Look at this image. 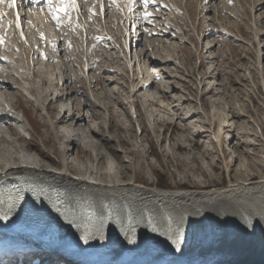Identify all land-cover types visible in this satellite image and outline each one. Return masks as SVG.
<instances>
[{"label": "bare ground", "instance_id": "1", "mask_svg": "<svg viewBox=\"0 0 264 264\" xmlns=\"http://www.w3.org/2000/svg\"><path fill=\"white\" fill-rule=\"evenodd\" d=\"M98 1V9L94 12L93 8V13L87 14L83 25L85 30L101 29L104 36L98 37H104L101 39L103 42L113 39V36L107 29L106 33L103 32L106 23L104 28L98 27L107 11L103 0ZM44 2L16 0L12 7L8 3H0V185L17 192V198L21 200L9 209L8 226H0V259L4 254L16 255L14 264H27V255L44 254L50 264H107L106 260L121 264H264V168L259 166L260 163L246 159L245 169L234 170L236 175L230 178L234 181L229 180L227 186L211 187L209 182L217 180L218 174L213 170L212 161H205L206 155L193 153L187 160L176 156V152H192L198 145V142L194 145L188 143L189 138L186 137L178 142L175 149L170 146L168 150L164 149V157L166 163L172 165L170 173L178 176L180 182L190 179L192 189H185L184 184L180 186L178 183L161 188L152 182L150 176L155 175L158 165L148 163L150 152L143 145L145 139L140 142L119 138L113 141L103 135V131L110 133V125L104 130L99 124V120L106 122L115 116L119 117V126L125 131L132 127L125 106L116 103V92L111 89L114 84L119 88L112 78L119 74L108 70L106 49H99L104 54L100 58L104 68L102 76L96 80L88 77L86 81L92 90L97 84L101 86L102 94L95 90L92 93L97 102L87 96L82 97L84 86L78 71H71L65 77L67 66L59 69L63 83L57 89L48 76L54 71L53 65L42 72L33 69V56L43 59L46 54L43 51L49 46L55 43V47L58 42L66 40L62 33L52 34L48 28L43 29L42 21H38L36 10L42 8ZM79 2L81 0H76V11L80 7ZM126 3V11L130 12L145 2L126 0ZM153 4L165 11L169 7L170 14L184 30L181 15L173 6L166 7L164 3L156 4L149 0L148 5L151 7ZM263 4L264 0L254 2V12L260 11ZM30 5L34 8L31 9ZM25 8L32 21L30 28L39 34L34 43L29 39V30H25L22 24ZM55 12L59 13V9ZM130 13L125 19H136L133 29L140 27L146 30L143 27L153 22L134 18L129 16ZM153 15L149 11L147 17ZM6 16L9 17L6 24L10 30L8 34L4 33L2 23ZM95 16L99 19L95 20L96 25H92L89 17ZM49 18L54 20L53 16ZM80 18L83 21L81 15ZM163 25H152L154 28L147 32L148 53L143 57L152 74L148 76L150 81L144 80L130 91L134 100L127 106L131 108L140 109V100L153 85L171 88L161 73L163 70L158 68L171 64L164 59L166 55L161 45L168 42L175 30ZM141 30L133 32L137 35ZM86 33L91 36L88 30ZM131 36L128 35L129 39ZM260 36L261 32H258L256 39ZM3 38L11 42V48L3 46ZM257 45L260 60L261 43ZM188 60L186 56L184 62ZM89 61L92 63L93 59ZM91 65H84L83 73L80 71L83 77L85 70L89 72L95 68ZM47 85L54 91L45 92L43 89L48 88ZM149 98L148 106H158L155 97L150 103ZM182 100L178 99L176 108L182 107ZM23 101L32 104L34 110L44 111L40 117L48 127L54 145H50L48 137L41 134L42 148L33 150L36 128L22 108ZM54 104L57 109L53 108ZM195 114H185L184 121L192 119ZM140 125L146 128L142 122ZM201 131L200 134L203 133ZM118 146L122 152L118 151ZM78 148L79 153L73 154ZM51 153L57 161L51 158ZM15 225L17 229L13 228ZM61 259L66 261L61 262Z\"/></svg>", "mask_w": 264, "mask_h": 264}, {"label": "rangeland", "instance_id": "2", "mask_svg": "<svg viewBox=\"0 0 264 264\" xmlns=\"http://www.w3.org/2000/svg\"><path fill=\"white\" fill-rule=\"evenodd\" d=\"M152 1L156 4L164 3L166 7L168 5L173 6L181 15V26H185L184 30L176 23L175 16L170 14L169 7L165 11L157 5L154 6L153 4L150 7L148 3H142L143 5L139 9L132 8L133 11L130 13L129 10L126 11V0H120L119 3L103 0L107 11L105 10V14L102 16V22H97L98 27L106 23L107 27H102L104 28L103 32L106 33L105 30L107 29L113 39L102 42L101 39L105 38L100 39L98 37L103 35L101 29L88 28L87 30L91 32L89 37L83 25L87 14H92L98 9V0H81L77 11L74 8H68L66 12L59 11V13L55 12L56 9L62 7L59 0H51V2L45 0L42 8L36 10V17L40 19L37 18L38 21H42L43 29L44 27L48 28L52 34L55 32L62 33L66 40L58 42L59 44L57 43L55 47V43L49 46L47 50L43 51L46 53L45 57H42L43 59H37L33 56V69L42 72L50 64L53 65L54 71L53 73L50 72L49 74H52L48 76L51 77L57 89H60L63 83V76L59 75V69L62 67L65 69L67 66L65 77L70 75L71 71H78L82 75L84 86L82 97L87 96L97 102L92 93L95 90L98 94H102L101 86L97 84L92 90L86 81L88 77L96 80L97 77L102 76L104 68L100 58L104 57V54H101L102 50L100 52L99 49H106L107 54H105L109 57L110 66L108 70L117 71L119 74L116 77L112 76V78L116 80L115 83L119 85L120 89H117L115 84L112 85L111 89L116 92V95L114 94L117 99L116 103L125 106V113L132 127L125 131L122 126H119L121 125L119 117L115 116L106 122L99 120V124L104 130L109 125L111 127L110 133L107 134L103 131V135L109 136L113 141H118L119 138L129 142H136V140L140 142L145 139L143 145L150 152L148 163L158 165L155 175L150 176V179L155 184H159L161 188L171 187L174 183H178L180 186L184 184L185 189H192L190 179L180 182L178 176L170 173L172 165L166 163L164 157V149L168 150L169 146L175 149L178 142L186 137L190 139H188V143L194 145L195 142H198V145L192 152L178 151L176 156L187 160L188 157H192L193 153L203 157L206 155L205 161H212L213 170L218 174L217 180L209 182L211 187L227 186L230 183L229 180L234 181L231 180L236 175L234 170L245 169L243 166L248 161L246 159L260 163L259 166L264 168V4L260 11L254 12L253 5L258 0ZM139 3L141 4L140 1ZM3 4L5 5L7 2ZM48 5L49 7H47ZM38 6L36 5V7ZM29 7L34 8L33 5ZM92 9L93 11H91ZM27 10V8L23 10L25 16L22 24L25 30H29V39L34 43L39 34L38 31L30 28L32 21L27 15ZM134 10H137V13ZM149 11L154 13L153 17H147ZM127 13H130L129 16H134V18H144L145 21L153 22L151 25L143 27L146 30H141L140 27L133 29V22L136 19L131 20L132 22L126 21ZM80 15L83 17V21ZM49 16H53L54 20L50 19ZM8 19L9 17L6 16L2 21L6 34L10 32L9 28H6ZM98 19V16L89 17V22L96 25L95 20L98 21ZM162 23L167 27H173L175 30L168 42L161 45L163 54L166 55L164 59L170 61L171 64L158 68L163 70L161 73L165 80L170 83L171 88L168 89L163 85L160 87L155 84L146 92L147 94L143 95L142 92L146 100L141 95L143 98L141 97L140 100V109L131 108L127 106L128 102L134 100L130 91L138 84H142V81H150L148 76L152 74V70L145 62L146 58L143 57L144 53L147 52L146 42L149 39L147 32L154 28L152 25L161 27L160 24ZM140 30V34L137 33V35L133 32ZM258 32H261V36L257 40ZM65 33L69 36L66 37ZM127 34L132 35L131 39ZM137 37L139 38L136 40ZM118 38L119 40H117ZM3 40H5L3 41L5 48L12 47L9 40L4 38ZM99 41L101 42L99 43ZM258 42L261 43L259 46L260 60L256 52ZM36 46L34 45L35 48ZM113 46L115 47L114 50H112ZM183 49L186 50V53L183 52ZM90 56L93 61L95 60L92 63L89 61ZM186 56L189 57V62L185 63L184 58ZM8 59L14 62L13 58L8 57ZM103 60L106 59L103 58ZM87 63L88 65L92 64L91 66L95 68L89 72L85 70V78L82 74L84 70L82 68ZM81 75L79 76L81 77ZM47 87L43 89L45 92L54 91H51L52 86L47 85ZM165 91L166 93H164ZM148 96H152L151 100L155 97L158 102L154 101L158 106H148ZM179 98L183 99L182 107H177V109ZM151 100L149 98V103ZM67 103L68 99L64 104ZM56 104L53 105V108L57 109ZM22 108L36 128L37 134L34 135L33 150L42 148L40 141L42 135L48 137L50 145H54V139L40 117L44 111L34 110L32 104H27L24 101ZM54 110H51L52 115ZM191 112L197 114L192 119L187 118L188 120L184 121L185 114H191ZM124 118L121 117V119ZM141 122L146 128L140 125ZM89 124L91 123L89 122ZM201 128L203 133L200 134ZM144 129L146 130L144 131ZM215 137H218V140ZM119 146L116 148L122 152L119 150ZM79 151L80 148L77 152L73 151V154H78ZM51 158L57 161L52 153ZM145 178L147 180V177ZM2 257L5 260H2L3 262L14 264L17 256H5L4 254ZM25 259L27 264H50L44 254L38 256L29 254ZM2 261L0 259L1 263ZM62 261L65 262L66 260L61 259ZM105 262L107 264H121L119 261L113 263L106 260ZM55 264L60 263L55 262Z\"/></svg>", "mask_w": 264, "mask_h": 264}, {"label": "snow or ice", "instance_id": "3", "mask_svg": "<svg viewBox=\"0 0 264 264\" xmlns=\"http://www.w3.org/2000/svg\"><path fill=\"white\" fill-rule=\"evenodd\" d=\"M5 2H7L10 7L15 6L16 4V0H0V3ZM144 2L147 4L149 0H144ZM59 3L62 5V7L59 9L61 12H66L68 8H75L76 6V0H59Z\"/></svg>", "mask_w": 264, "mask_h": 264}]
</instances>
